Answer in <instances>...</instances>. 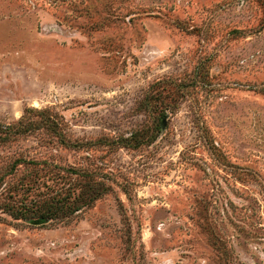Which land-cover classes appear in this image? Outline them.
I'll list each match as a JSON object with an SVG mask.
<instances>
[{
    "label": "rangeland",
    "instance_id": "obj_1",
    "mask_svg": "<svg viewBox=\"0 0 264 264\" xmlns=\"http://www.w3.org/2000/svg\"><path fill=\"white\" fill-rule=\"evenodd\" d=\"M0 264H264V0H0Z\"/></svg>",
    "mask_w": 264,
    "mask_h": 264
}]
</instances>
